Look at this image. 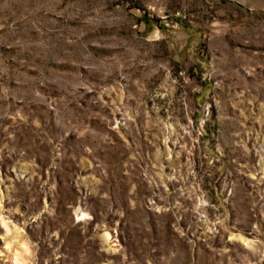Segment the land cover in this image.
I'll return each instance as SVG.
<instances>
[{"label":"rangeland","instance_id":"374dc122","mask_svg":"<svg viewBox=\"0 0 264 264\" xmlns=\"http://www.w3.org/2000/svg\"><path fill=\"white\" fill-rule=\"evenodd\" d=\"M0 264H264V0H0Z\"/></svg>","mask_w":264,"mask_h":264}]
</instances>
